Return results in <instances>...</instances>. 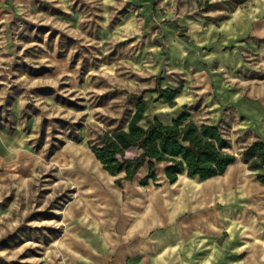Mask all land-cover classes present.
Masks as SVG:
<instances>
[{"label":"rangeland","instance_id":"374dc122","mask_svg":"<svg viewBox=\"0 0 264 264\" xmlns=\"http://www.w3.org/2000/svg\"><path fill=\"white\" fill-rule=\"evenodd\" d=\"M161 88H180L188 100L170 106L151 91ZM138 97L149 99L143 126L184 110L219 125L237 155L231 174L250 180L241 153L264 140V0H9L3 7L0 264L112 263L124 242L140 253L123 264L187 250L190 264H206L212 245L227 240V223L249 220L247 202L222 200L226 189L160 178L141 186L145 170L118 185L121 175L102 169L87 140L126 128ZM182 223L187 235L162 241ZM153 246L150 256L142 250Z\"/></svg>","mask_w":264,"mask_h":264},{"label":"trees","instance_id":"16d2710c","mask_svg":"<svg viewBox=\"0 0 264 264\" xmlns=\"http://www.w3.org/2000/svg\"><path fill=\"white\" fill-rule=\"evenodd\" d=\"M159 99L173 104L180 88L153 89ZM149 104V99L138 97L126 128H115L100 133L96 139H88L87 144L102 168L113 176L116 183L131 182L142 167L146 174L140 179L142 186L157 180V167L164 163L163 172L170 183L178 176H197L202 180L222 175L237 157L225 151L231 147L221 128L206 122L197 123L190 112L184 110L170 123L157 118L143 127L139 124ZM127 151H134L132 156ZM241 157L250 170L264 169V140L256 139L246 146ZM255 177L264 185V171Z\"/></svg>","mask_w":264,"mask_h":264},{"label":"crops","instance_id":"0c3cea01","mask_svg":"<svg viewBox=\"0 0 264 264\" xmlns=\"http://www.w3.org/2000/svg\"><path fill=\"white\" fill-rule=\"evenodd\" d=\"M8 1L9 0H0V12L3 9V7L8 3ZM187 100H188V95L184 92H179L174 97L173 104H169L168 102L167 103L170 106H173L175 104V102H177V104L178 103L180 104V103L185 102ZM148 106H149V104H148ZM147 109H148V107H147ZM181 113H179L178 115H180ZM144 114H145V112H144ZM178 115L171 118L169 120V122H163L162 120H160L157 117H154V118H157L158 120H160L163 123H170ZM143 117H144V115H143ZM149 121H151V120H149ZM139 124H140V122H139ZM147 124H148V122H147ZM209 124L217 125V124H212V123H209ZM141 126H143V125H141ZM217 126H219V125H217ZM143 127H145V126H143ZM230 148H227L225 151L230 152V153H234L230 150ZM128 152H130V151H127V154H128ZM92 154H93V152H92ZM236 157H237V155H236ZM95 159H96V157H95ZM97 161L99 162V160H97ZM236 161H237V159H236ZM236 161L233 164L229 165L227 167L226 171L222 175H217V176L202 180L197 176L187 177L185 174H181L178 176L177 180L174 183H170L167 180V178L165 177V174L163 172V167L165 164L160 163L158 166H162L161 175H163V177H161V175L159 177V175L157 173V180L155 182H152L154 184H158V180L160 178V179H165L170 185H173V184L178 183L179 179H180V182H184V181L188 180V181H190V182H187L188 185H191L194 189H201L202 187L213 188L212 189L213 191H214V187H216V189L217 188L218 189H226L227 192L223 194L222 200L227 201L230 204L234 203V202L235 203L241 202V201L247 202V204H246L247 207L244 208V210L246 211L245 213L248 215L249 220L242 226H240L238 224L227 223V225L225 226V229H224V231L229 234L227 240L225 241L222 248H214V245H212L213 259L206 260V264L209 261L211 264H264V190H263L264 185L259 183L255 177L256 172H258V171L262 172V171H264V169L250 170L247 167V162L242 159L243 163L246 165L247 172L253 173L254 175L252 178H250V180L245 179L242 175H235L234 176L233 174H231L230 171L235 166ZM100 165H101V163H100ZM101 167H102V165H101ZM142 170H145V174H146V172H147L146 167H142L138 171V173L135 175L134 179L139 174V172H141ZM105 172L109 176H111V177L113 176V175L109 174L107 171H105ZM156 172H157V170H156ZM122 181H124V180H122ZM116 184L121 185V182L116 183ZM148 185H146V186H148ZM228 210H229L228 211L229 215H232L234 213V211H232L234 209H228ZM193 222H192V224H193ZM179 226H180V231H179ZM179 226L175 231H173L171 229L169 231H167L165 233L166 236H165L164 240H162V241H165V243H166L168 240L177 239V234H180V237L182 235H187V232L189 231V227L183 226V223L180 224ZM194 226H195V228L199 227V222L197 220L195 221ZM241 239H244V240L241 241ZM121 244L123 245V248H121L120 252L116 256L117 259L115 258L112 263H109V260H108V261H106V264H123L126 261V259L128 260L129 258L139 259V256H138V254L140 253L139 247L134 248V244H131V242H124ZM195 244H196L195 247L200 251L199 245L201 244V239L200 240L197 239ZM142 250H143V252L148 251L149 252L148 256H150L151 251H155V246H153L151 249L150 248L145 249L143 247ZM188 252H189V250H187L185 257H183L182 254H180V253H178L180 255H178V254L176 255L172 252H168L163 256L162 259H156L155 255L154 256L152 255V258L147 259L146 264H179V263L180 264H188V263L190 264L191 260H188V258H187ZM195 252L198 253L197 250H195ZM204 261L205 260H196L195 264H205Z\"/></svg>","mask_w":264,"mask_h":264}]
</instances>
